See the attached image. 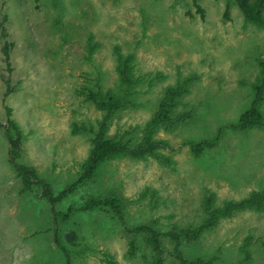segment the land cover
Instances as JSON below:
<instances>
[{"label":"rangeland","instance_id":"obj_1","mask_svg":"<svg viewBox=\"0 0 264 264\" xmlns=\"http://www.w3.org/2000/svg\"><path fill=\"white\" fill-rule=\"evenodd\" d=\"M201 6L203 20L191 0H58L55 6L44 0H0V24L6 17L4 27L14 44L7 68L0 40V122L9 109L25 135L19 162L34 167L54 195L79 177L91 148L87 136L71 134L72 125L101 119L77 90L96 77L103 90H120L115 47L135 56L139 83L132 105L109 122L110 137L138 141L165 88L190 75L199 78L174 111L191 113L192 119L156 134L169 146L160 150L169 164L108 162L54 208L64 211L88 197L114 194L123 204V224L97 210L55 225L38 187L21 194L0 131V264H67L66 254L70 264H150L153 257L141 236L129 255L127 229L152 225L165 234L196 224L207 191L218 203L264 191V128L224 131L216 147L199 156L186 146L236 121L249 106L247 84L264 56V29L245 22L231 0H203ZM89 34L100 48L86 60ZM3 79L14 89L6 97ZM55 232L66 252L55 244ZM247 239V264H264V212L222 220L190 244L175 245L162 236L163 264H238Z\"/></svg>","mask_w":264,"mask_h":264},{"label":"trees","instance_id":"obj_2","mask_svg":"<svg viewBox=\"0 0 264 264\" xmlns=\"http://www.w3.org/2000/svg\"><path fill=\"white\" fill-rule=\"evenodd\" d=\"M56 5L58 0H44ZM203 0H191V5L195 13L204 19V10L201 6ZM241 12L245 22L252 24L259 29H264V0H231ZM224 18L228 19V7L225 10ZM0 24V40L2 41L1 53L4 62L10 68V54L14 44L8 40V33L4 27L6 17H3ZM100 48V44L94 40V36L89 34L85 46V59L91 60L92 56ZM115 58V72L120 85V90L114 92L103 90L100 86L98 77L92 80L91 84H83L77 94L83 100L101 113V119L95 124L72 125V135H85L89 138L91 145L88 155L82 163V171L79 177L72 183L65 186L56 195L46 181L39 179L34 167L19 162L20 152L25 140V135L19 124L10 118V110L7 109V118L4 124L0 122V131L3 132L5 141L8 144L10 154L9 163L14 170L16 179L21 185V194L31 193L34 187L40 190L41 198L50 207L51 218L54 223H68L79 213H89L97 210H104L113 215L123 224V204L114 194L104 198L88 197L81 205L69 206L64 211H55V205L73 194L80 185L92 181L99 169L106 163L130 159L133 161H144L153 159L157 162L169 164L170 159L163 155L160 150L168 149L169 146L164 141L156 139L159 130L171 132L180 124L192 119L191 113L175 114V109L180 100L185 98L191 86L198 81L196 75H190L165 88L163 95L158 103L157 109L152 117L143 125L140 139H125L124 137L108 136L109 122L121 111L130 107L131 99L136 95V87L139 83L135 76V56L130 53H123L118 47L113 50ZM258 73L253 82L247 84L251 91L249 106L242 111L235 122L221 126L215 134L208 139L197 142H187L190 152L194 156H199L207 150L216 147L224 131L247 132L255 128H264V115L262 106L264 104V56L257 60ZM6 86L4 96L14 92L10 87L8 79L2 80ZM202 215L196 224H188L180 227H173L169 232L162 234L152 225H141L133 229H127L131 240L129 242V255L133 256L136 250L137 236L144 238L152 254L150 264H163L161 237H166L171 243L179 245L182 242L190 244L199 241L206 233L213 231L222 220L232 219L240 213L246 211L264 212V191L251 192L248 196L237 201H224L218 203L214 193L206 192L201 200ZM72 239L75 238L71 233ZM55 244L63 251L66 249L59 241L57 232L54 234ZM249 240L240 248L242 259L238 264H247L250 261L248 251ZM68 263L69 256L66 254ZM192 264H211L203 263L199 260Z\"/></svg>","mask_w":264,"mask_h":264}]
</instances>
